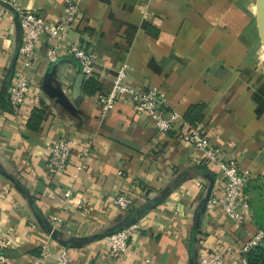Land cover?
Returning <instances> with one entry per match:
<instances>
[{"label":"crops","instance_id":"0c3cea01","mask_svg":"<svg viewBox=\"0 0 264 264\" xmlns=\"http://www.w3.org/2000/svg\"><path fill=\"white\" fill-rule=\"evenodd\" d=\"M56 22L66 0H15ZM80 22L69 34L97 57L95 77L84 78L64 50L48 62L43 38L27 75L31 91L17 117L8 105L20 66L22 29L12 9L0 19V239L12 233L7 264H32L44 246L68 249L74 264H198L226 245L239 250L264 232V43L258 0H78ZM127 66V83L159 89L184 122L200 125L211 142L251 172L246 194L254 222L242 230L219 210L208 213L223 185L196 162L176 133L126 102L104 115L97 103ZM71 137L66 172L52 174L49 149ZM90 150L87 169L77 170ZM78 174L75 179L74 175ZM73 190L66 206L62 197ZM132 212L114 206L121 192ZM59 220V221H58ZM140 223L129 252L112 259L105 238ZM225 264H236L228 257Z\"/></svg>","mask_w":264,"mask_h":264},{"label":"built area","instance_id":"2783aa9c","mask_svg":"<svg viewBox=\"0 0 264 264\" xmlns=\"http://www.w3.org/2000/svg\"><path fill=\"white\" fill-rule=\"evenodd\" d=\"M12 9L16 14L22 29V46L19 51L20 66H18L12 86L9 91L11 113L17 117L25 106L31 91L27 72L37 62V47L43 38L49 39L51 47L48 52V62L58 60L60 50L68 52L77 62L86 80L95 77L97 57L79 43H71L69 34L80 22L78 0H66L56 22H49L38 12L21 8L15 0H0V19L5 18ZM129 103L137 113L146 114L155 122L158 132L163 134L176 133L177 138L197 153L196 162L200 161L211 172L221 176L223 185L210 196L206 209L208 213L221 211L232 222L234 229L242 230L247 223L254 222V214L246 187L251 180V172L240 165V160L225 154L215 146L200 125H191L180 119L179 115L167 107L164 94L157 88L141 90L127 83V66L116 75L112 89L107 94H101L97 103L101 112L106 115L119 103ZM75 150L71 137H61L49 149V168L52 174H62L71 162ZM90 160V150H85L77 165L79 172L87 169ZM78 178V174L74 175ZM73 190H66L62 203L66 206L72 198ZM116 209L127 214L135 208V200L131 193L121 192L113 202ZM59 221V220H58ZM142 226L135 223L127 229L105 238L109 256L117 259L129 252V242L140 235ZM12 233H6L0 239V264L8 263L6 251L12 247ZM264 241V232L257 230L247 241L241 244L239 250L232 246L221 245L203 254L198 264H225V259L231 257L236 264H249L248 254ZM32 264H74V259L68 249L55 250L44 246L40 255L33 259Z\"/></svg>","mask_w":264,"mask_h":264},{"label":"water","instance_id":"95a60500","mask_svg":"<svg viewBox=\"0 0 264 264\" xmlns=\"http://www.w3.org/2000/svg\"><path fill=\"white\" fill-rule=\"evenodd\" d=\"M258 17H259V25H260L262 40L264 43V0H258ZM16 25H17L18 29H21V25H20L18 18H17ZM83 81H84V76L82 74L77 79V83L75 85V97L76 98L79 97ZM212 190H213V183L210 186V188L208 189V196H209L208 199L212 195Z\"/></svg>","mask_w":264,"mask_h":264},{"label":"trees","instance_id":"16d2710c","mask_svg":"<svg viewBox=\"0 0 264 264\" xmlns=\"http://www.w3.org/2000/svg\"><path fill=\"white\" fill-rule=\"evenodd\" d=\"M94 78V77H93ZM93 78L91 79H88L87 81H90L92 80ZM8 105H9V109L11 111V107H10V104H9V100H8ZM190 124V123H189ZM191 125H196V124H191ZM202 167L204 169H207V167H205L204 165H202ZM208 170V169H207ZM209 171V170H208ZM132 212V211H131ZM130 213V212H129ZM126 229V228H125ZM123 229V230H125ZM122 229H118L117 231H115L117 233L123 231ZM114 235V233H113ZM248 262L249 264H264V241L261 245L257 246L256 248H254L249 254H248Z\"/></svg>","mask_w":264,"mask_h":264}]
</instances>
